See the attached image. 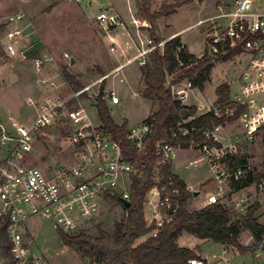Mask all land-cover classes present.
<instances>
[{"label": "built area", "instance_id": "2783aa9c", "mask_svg": "<svg viewBox=\"0 0 264 264\" xmlns=\"http://www.w3.org/2000/svg\"><path fill=\"white\" fill-rule=\"evenodd\" d=\"M95 22L105 32L127 29L124 21L112 10L100 11ZM25 23L26 16L22 12L7 17L9 30L5 32L3 44L9 58L22 62L29 59V52L39 44L32 43L29 26H23ZM131 23L139 48L138 54L125 64H138L140 68H145L155 51L163 53L166 43H156L152 39V26L149 23L133 15ZM207 23L210 26L204 33L205 49L199 59L204 56L220 59L233 53H238L235 59L242 56L248 58L235 98L229 94L225 103H216L208 113L217 119L232 121L227 123H236L242 140L251 141L264 131V6L259 0H235L231 12L200 25ZM111 52H117L115 44ZM44 62L38 58L33 60L38 75L43 72ZM37 84L46 91L47 96L39 104L30 101L36 110L34 121L28 126L12 120L10 126L0 122V151L5 154L0 164V226L8 223L6 234L10 246L9 257L0 252V264H50L34 250L27 228L30 220L44 219L53 223L61 233L74 235L99 217L102 206L111 201L107 195H117L121 203L131 204L136 180L152 184L143 207L145 217L146 213L149 214V220L146 218L148 226L155 228L152 237L157 238L163 228L175 221L180 211L181 190L173 172L176 154L180 151L198 154L197 159L188 163L187 170L197 169L204 164L209 172V182L214 192L207 199L206 206L224 205L227 201L232 204L228 208L242 214L245 201L228 199L227 190L231 188L233 192V186L254 171L248 164L226 166L237 154V146L236 142L223 143V125L204 135L208 141L219 146L201 143L183 150L165 141L158 142L155 146L157 163L150 172L144 158L148 157L149 139L155 131L153 115L128 128L124 141L114 140L102 131L101 125L93 123L84 108L69 109V101L61 99L58 94L60 89L54 82L39 76ZM171 91L174 99L185 106L193 91L192 82L187 81L183 90L171 87ZM110 99L113 105L120 103L114 92L110 94ZM191 120L183 121L177 129L170 130L172 138L188 137L195 130L187 126ZM62 123L69 125L71 165H52L46 170L26 165L24 161L33 151L36 135ZM124 143L131 145L140 157L135 160L127 158ZM187 190L194 195V190L188 186ZM256 251V258L264 257V239ZM188 264H229V261L221 258L211 263L199 257Z\"/></svg>", "mask_w": 264, "mask_h": 264}, {"label": "rangeland", "instance_id": "374dc122", "mask_svg": "<svg viewBox=\"0 0 264 264\" xmlns=\"http://www.w3.org/2000/svg\"><path fill=\"white\" fill-rule=\"evenodd\" d=\"M187 1L189 0H153L150 11L156 13L163 7H173L179 2ZM234 1L194 0L189 5L176 8L170 16L162 18L158 23L159 28L166 38L170 33L182 32L180 36L186 41L192 53L196 55L202 53L203 55L204 33L210 23L199 26L197 23L200 20L208 22L223 13L231 12ZM107 6H111L113 9H108ZM103 10L120 12L122 15L118 14L123 21L127 17L130 19V15L134 14L136 19L146 22L141 16L137 0H83L81 2L77 0H0V47L2 49L0 67L6 72H10L5 75V82H2L4 77L0 74V100L3 105L16 102L15 108L22 118L20 124L28 126L36 116L35 110L28 103L29 98L35 102L40 95L36 94L34 86L36 73L33 68V60L36 58L46 61L44 62L45 67L49 63L53 65L50 66V76H55L58 73L62 78V71L67 69L68 73L83 85L82 90L75 91L62 78L63 82L59 85L60 97L64 101H69V109L84 108L93 123L98 126L101 123L95 105L96 99L101 93L111 117L117 123L128 120L130 124H135L150 113L157 112V103L144 96L145 85L138 64H132L125 69L122 68L119 72L112 73L115 66L118 65V60L121 64L126 60L120 56L122 50L119 49V46L116 45L117 52L115 54L111 52L112 46L106 37L112 30L105 32L95 22L96 15ZM19 12L26 16V23L23 26H29L32 43H39L29 52V59L26 62L18 59L11 60L3 52L2 38L7 30L6 19ZM132 35L137 38L135 32ZM125 45L128 46V43L126 42ZM243 60L244 58H236L218 63L212 72L211 81L207 84L206 90L204 92L192 91L188 103H193L196 100L204 105L213 104L216 100V90L223 84L230 85L229 94L234 99L238 91L237 83L244 66ZM106 76H108L107 79H105ZM170 82H172L171 79L167 86ZM112 92H115L120 99V104L117 106L111 102L110 94ZM78 94L79 97H76ZM226 129L227 135H222L224 143L236 142L237 146V154L226 163V166L248 164L253 168L254 175L261 176L260 184L233 192L230 188L227 190V198L239 202L245 201L242 214L258 203L260 208L255 217L261 225H264V131L248 141L242 140V133L236 124H229ZM70 137L67 123L40 132L36 135L33 151L25 158V164L42 170H46L52 165H71ZM194 153L192 151L178 152L176 154L177 168L181 169L184 161L192 158ZM4 157L5 154L0 151V161ZM204 167V164H200L193 171L182 170V174L184 177L193 174L197 176V180H202L205 178ZM190 182L194 183L193 180ZM209 183L203 184L200 196L190 201L188 205L190 211L202 207L203 203L213 194L214 188ZM233 195L236 196L233 197ZM224 205L232 206L227 201L224 202ZM122 218L123 210L117 203L105 202L99 217L90 221L83 232L94 238L98 237L99 230L112 234L116 224L121 222ZM146 218L149 220L148 213H146ZM27 228L35 252L45 257L50 264H96L79 252L65 247L60 239V231L53 223L41 218H33L28 222ZM240 240L245 247L255 245L249 231L243 232ZM181 243L196 250L203 258L216 259L222 254L219 245L210 241L201 242L188 234L183 235ZM236 264H264V257L255 258L254 253H248L238 257Z\"/></svg>", "mask_w": 264, "mask_h": 264}, {"label": "trees", "instance_id": "16d2710c", "mask_svg": "<svg viewBox=\"0 0 264 264\" xmlns=\"http://www.w3.org/2000/svg\"><path fill=\"white\" fill-rule=\"evenodd\" d=\"M193 1L179 2L173 7H163L156 13L150 11L153 0H137V4L141 16L152 26L150 31L152 39L160 43L163 39L159 21L170 16L176 8L189 5ZM0 52H2L1 47ZM237 55L238 53H233L220 59L204 56L199 59L189 53L179 38H175L165 44L163 53L157 50L149 57L148 65L141 69L145 85L144 96L158 105L157 112L153 114L155 131L149 139L148 157L144 158L150 172L157 163L155 146L160 141L181 147L183 150L201 143L219 146L208 141L204 137L205 133L232 121L217 119L212 113L197 117L196 107L183 106L174 99L171 86L191 81L194 89L203 91L210 83L216 65L231 61ZM170 76H175V80L170 87H167V78ZM62 78L75 91L82 90L83 85L70 75L67 69L62 71ZM229 93L230 87L227 84L219 86L216 90L217 104L225 103ZM95 108L102 131L111 135L114 140L124 141L128 125L125 122L119 126L114 122L102 93L96 99ZM190 119L192 120L187 126L195 130L188 137L173 139L170 130L177 129L183 121ZM124 153L130 160L140 157L127 143H124ZM175 180L181 190L180 211L175 221L163 228L157 238L152 237L155 228L148 226L143 207L145 196L152 184L136 180L129 209L124 208L117 195H107L123 210V218L116 224L112 234L99 230L98 237L94 238L83 231L74 235L59 232L61 242L65 247L79 252L96 264H188L190 260L199 258V255L196 250L179 247L178 241L184 234L201 241H210L215 245L232 248L241 256L256 252L264 239V225H261L255 217L260 208L258 203L248 208L244 215L224 205L190 211L188 202L193 199V194L188 192L187 185L178 177ZM260 181L261 176L253 174L242 183H236L233 189L239 191L260 184ZM7 227L8 223L0 226V252L5 257H9L10 249L6 234ZM245 231L251 233L255 241L254 246L245 247L240 243V237Z\"/></svg>", "mask_w": 264, "mask_h": 264}, {"label": "crops", "instance_id": "0c3cea01", "mask_svg": "<svg viewBox=\"0 0 264 264\" xmlns=\"http://www.w3.org/2000/svg\"><path fill=\"white\" fill-rule=\"evenodd\" d=\"M259 3H261V5L262 6H264V0H260L259 1ZM107 8L109 9H113L111 6H107ZM120 14V15H122L120 12H117V14ZM118 14V15H119ZM119 15V16H120ZM125 15V14H124ZM132 15L133 16H135L134 14H131L130 15V19H129V17H125L126 19H124V23L126 24V27H127V29H116V30H112L111 31V33L106 37V40L111 44V46L112 45H117V46H119V49L121 48V50H122V52H121V55L120 56H123V58H125V60L127 61L128 59H131V58H133V57H135L137 54H138V48H139V41L137 40V38L134 36V35H132V34H134V32H135V30H134V27H133V25H132V23H131V17H132ZM126 16V15H125ZM204 21H206V20H200L198 23H197V25L199 26L202 22H204ZM7 28V30L6 31H8L9 30V28L8 27H6ZM129 29V30H128ZM5 31V32H6ZM160 33H161V37H162V39H163V42H165V43H167V42H169V41H171V40H173V39H175V38H179L180 40H181V43H182V45L183 46H185L187 49H188V51H189V53L190 54H192V55H194V56H196L197 58L199 57V56H201L202 55V53L201 54H198V55H196V54H193L192 53V51L190 50V48H189V46H188V44L186 43V41H184L183 40V38L180 36V34L182 33V32H175V33H170V35H168L167 36V38L166 37H164V35H163V33H162V30H161V28H160ZM2 42H5V33H4V35H3V38H2ZM128 43V46H126L125 45V43ZM4 44V43H3ZM123 48V49H122ZM3 52H5V50H4V48H3ZM8 56V55H7ZM120 58H122V57H120ZM242 58H244V62H242V63H244V66H243V69H244V67H245V65H246V61H247V57L246 56H242L241 57V59ZM11 59V58H10ZM12 60V59H11ZM126 61L124 62V63H120L119 62V60H118V65H116L115 66V68L113 69V71H112V73H116V72H119L120 70H118V69H120L121 67H123L124 69L125 68H127V66H130V65H127L126 66ZM50 66H53V65H50V63L49 64H47L46 65V67L44 66V69H43V72H42V74L41 75H38L37 73H36V71H35V73H36V79L34 80V86H35V92H36V94H40L38 97H39V99L37 100V101H35L34 102V100H32L31 98H29L28 99V103L30 104V101L32 100L34 103H37V104H39V103H41L42 101H43V99L47 96V94H46V91L43 89V88H41L38 84H37V80H38V78H39V76H41L42 78H44L45 80H47V81H50V82H54L58 87H60L59 85H61L62 84V78L60 77V75L57 73L55 76H50L51 74H50ZM34 68V67H33ZM142 69V68H141ZM242 69V70H243ZM35 70V69H34ZM242 72V71H241ZM10 72H6V70H3V68L2 67H0V74L1 75H3V79H2V82H5V75L6 74H9ZM11 75V74H10ZM241 75V74H240ZM11 77V76H10ZM107 77L108 76H106L105 77V79H107ZM13 78V77H12ZM240 78V77H239ZM60 81H59V80ZM172 80V82H170L169 83V85L167 86V84H166V86L167 87H170L171 86V84L173 83V81L175 80V76H170V77H168L167 78V83L169 82V80ZM239 81V80H238ZM1 82V81H0ZM186 85H187V81H185V82H183V83H180V84H177V85H172L171 87H175V89L176 90H183V89H185L186 88ZM63 86V85H62ZM207 86V85H206ZM206 86H205V88H204V90L202 91V92H204L205 90H206ZM228 86L230 87V85L228 84ZM237 88H238V83H237ZM197 91L198 89H194L193 88V91ZM60 92H58V94H59ZM115 93V92H114ZM116 94V93H115ZM191 94H192V91H191V93H190V97H191ZM137 95V94H136ZM190 99V98H189ZM15 103L16 102H14V104L12 103V104H10V105H3L2 104V102H1V100H0V122L1 123H4L5 125H7V126H10L11 125V120L12 121H14V122H16V123H22V118H21V115H20V113L19 112H17V110H16V108H15ZM217 103V96H216V100H215V102L213 103V104H210V105H204V104H202L201 102H198V101H194L193 103H188V101L186 102V104H185V106H188V107H196L197 108V117H200V116H203V115H205V114H207L208 113V111L210 110V108L212 107V106H214L215 104ZM120 104V103H119ZM118 104V105H119ZM117 106V105H116ZM33 107V106H32ZM33 109L35 110V108L33 107ZM35 112H36V110H35ZM153 114H149L148 116H146V117H144V118H142L141 120H139L138 122H136L135 124H130V122L128 121V120H124V122L123 123H117L115 120H114V122L117 124V125H119V126H122L125 122L127 123V125H128V128H131V127H134V126H136V125H138V124H140L141 122H143V121H145V120H147L149 117H151ZM36 116H34L33 117V119L35 118ZM229 124H232V123H226L225 125H224V130H223V133H222V135H224V134H226L227 135V129H226V127L229 125ZM234 124H236V123H234ZM101 125V124H100ZM237 125V124H236ZM238 127V126H237ZM223 137V136H222ZM223 143H224V138H223ZM224 144H226V143H224ZM186 152H189V151H186ZM194 153V152H193ZM198 158V154L197 153H194V156H192V158H190L189 160H187V161H184L185 163L183 164V166H182V168L180 169V168H177V164H176V162H177V158H176V161L174 162V164H173V172H174V174L182 181V182H184L187 186H188V188H190V189H192V190H194V193H199V196H200V189H202L203 187V184H205L206 182L207 183H209V172H208V170H207V168L206 167H204V170H205V178L204 179H202V180H197V176L196 175H193V174H190V176H188V177H184L183 176V174H182V170H184V171H193V170H195V169H189V170H187L186 169V166L188 165V163L190 162V161H192V160H195V159H197ZM71 163H72V160H71ZM198 171H197V175H198ZM194 181V183H192V182H190V181ZM209 185H210V183H209ZM198 196V197H199ZM236 195H233V197H235ZM194 197V196H193ZM197 197V198H198ZM193 199H196L195 197L193 198ZM191 201V200H190ZM190 201L188 202V205H189V203H190ZM206 204H207V200L203 203V205H202V207H199L198 209H197V211L198 210H201V209H203V208H205V207H207L206 206ZM185 235V234H184ZM183 237V236H182ZM181 237V238H182ZM181 238L179 239V241H178V244H179V247H181V248H188V249H192V250H194L193 248H190V247H188V246H186V244H184V243H181ZM241 238V237H240ZM201 241V240H200ZM201 242H208V241H201ZM240 243L242 244V242H241V240H240ZM220 246V245H219ZM244 246V245H243ZM248 247H251V246H248ZM220 249L222 250V254L219 256V257H217L216 259H208V258H203V257H201V256H199V257H201V258H203V259H206V260H208L209 262H211V263H213V262H217V261H219L221 258H225V259H227L228 261H229V264H236V259L238 258V257H240L241 255L236 251V250H234V249H232V248H225V247H223V246H220ZM255 254V253H254ZM199 255V254H198ZM256 258V257H255Z\"/></svg>", "mask_w": 264, "mask_h": 264}, {"label": "water", "instance_id": "95a60500", "mask_svg": "<svg viewBox=\"0 0 264 264\" xmlns=\"http://www.w3.org/2000/svg\"><path fill=\"white\" fill-rule=\"evenodd\" d=\"M195 198H197L199 196V193H194L193 195ZM122 205L124 206L125 209H129L131 207V204L128 202H122Z\"/></svg>", "mask_w": 264, "mask_h": 264}]
</instances>
